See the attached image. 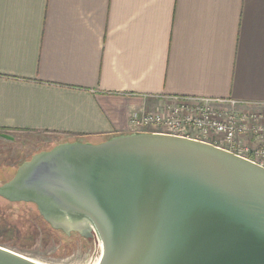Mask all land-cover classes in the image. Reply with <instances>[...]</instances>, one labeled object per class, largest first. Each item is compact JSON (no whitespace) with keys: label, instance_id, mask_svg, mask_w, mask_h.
I'll return each mask as SVG.
<instances>
[{"label":"crops","instance_id":"1","mask_svg":"<svg viewBox=\"0 0 264 264\" xmlns=\"http://www.w3.org/2000/svg\"><path fill=\"white\" fill-rule=\"evenodd\" d=\"M157 96L264 103V0H0V131L100 143Z\"/></svg>","mask_w":264,"mask_h":264},{"label":"water","instance_id":"2","mask_svg":"<svg viewBox=\"0 0 264 264\" xmlns=\"http://www.w3.org/2000/svg\"><path fill=\"white\" fill-rule=\"evenodd\" d=\"M0 197L85 237L89 264H264V167L194 139L62 142L23 163ZM0 264L43 263L0 245Z\"/></svg>","mask_w":264,"mask_h":264},{"label":"built area","instance_id":"3","mask_svg":"<svg viewBox=\"0 0 264 264\" xmlns=\"http://www.w3.org/2000/svg\"><path fill=\"white\" fill-rule=\"evenodd\" d=\"M155 112L133 111L135 133L194 139L230 151L264 167V103L232 98L157 96Z\"/></svg>","mask_w":264,"mask_h":264},{"label":"rangeland","instance_id":"4","mask_svg":"<svg viewBox=\"0 0 264 264\" xmlns=\"http://www.w3.org/2000/svg\"><path fill=\"white\" fill-rule=\"evenodd\" d=\"M9 135L15 140L0 138V186L9 181L17 169L34 155L61 143L53 135ZM41 221L35 205L11 203L0 197L1 245L45 264H89L92 245L85 237L72 232L73 237L66 238L62 232L53 233L50 230L49 234H43L41 229L39 235L35 236L30 226L40 227L43 225Z\"/></svg>","mask_w":264,"mask_h":264},{"label":"trees","instance_id":"5","mask_svg":"<svg viewBox=\"0 0 264 264\" xmlns=\"http://www.w3.org/2000/svg\"><path fill=\"white\" fill-rule=\"evenodd\" d=\"M1 133H4L3 131H0ZM114 137H116V136H114ZM113 137H111V138H109V139H107V140H110V139H112ZM106 140V141H107ZM23 204H25V203H23ZM36 207V206H35ZM36 209H37V207H36ZM37 213H38V215H39V217L41 218V224H42V222H43V225L42 226H40V227H38V226H34V228L33 227H31L30 226V230L35 234V236H38L39 235V230L41 229L42 230V232H43V234L44 233H46V234H49L50 233V231L51 232H62L65 236H66V238H67V233H65V232H63V231H61V230H56V229H54L49 223H47L44 219H43V217L40 215V213L38 212V209H37ZM50 230V231H49ZM0 245H1V243H0ZM62 251L64 250V248L62 247V249H61Z\"/></svg>","mask_w":264,"mask_h":264},{"label":"flooded vegetation","instance_id":"6","mask_svg":"<svg viewBox=\"0 0 264 264\" xmlns=\"http://www.w3.org/2000/svg\"><path fill=\"white\" fill-rule=\"evenodd\" d=\"M51 150V149H50ZM47 151H49V150H47ZM5 170V169H4ZM9 172V171H8ZM2 174H4L5 176H7V174L6 173H4V171H2ZM2 174H1V176H2ZM86 231V230H85ZM87 232V231H86ZM88 233H86V234H84L83 233V235H87Z\"/></svg>","mask_w":264,"mask_h":264},{"label":"bare ground","instance_id":"7","mask_svg":"<svg viewBox=\"0 0 264 264\" xmlns=\"http://www.w3.org/2000/svg\"><path fill=\"white\" fill-rule=\"evenodd\" d=\"M42 263V262H41ZM43 264H45V263H43Z\"/></svg>","mask_w":264,"mask_h":264}]
</instances>
